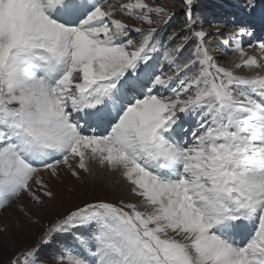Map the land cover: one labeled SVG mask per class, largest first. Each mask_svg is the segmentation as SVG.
Wrapping results in <instances>:
<instances>
[{
    "label": "snow or ice",
    "instance_id": "6c2138e0",
    "mask_svg": "<svg viewBox=\"0 0 264 264\" xmlns=\"http://www.w3.org/2000/svg\"><path fill=\"white\" fill-rule=\"evenodd\" d=\"M194 3L165 43L174 14L156 0H0V212L42 223L65 172L103 170L138 198L43 224L41 242L65 237L56 264H264V42L247 56L236 27L224 54L240 62L221 67Z\"/></svg>",
    "mask_w": 264,
    "mask_h": 264
},
{
    "label": "rangeland",
    "instance_id": "374dc122",
    "mask_svg": "<svg viewBox=\"0 0 264 264\" xmlns=\"http://www.w3.org/2000/svg\"><path fill=\"white\" fill-rule=\"evenodd\" d=\"M148 2H151V0H148ZM156 3L167 9L169 13L174 14L167 24L158 26L160 29L159 36L167 43L170 34L183 33L186 31V18L184 15L186 9L182 4V0H156ZM221 3H225L227 9L232 6L230 8L232 9L233 15L241 14L243 10L244 14H249L252 11V17L256 15L258 19H264V0H252L254 7L251 9L244 7V5L247 4V0H195L193 13L197 18L198 30L200 25L203 26L204 31L208 30L205 45L207 47H212L214 51L216 50L215 53L210 51L214 56L218 55L221 51L219 47L224 46L222 41L220 42V40L223 39L222 37L231 33L236 27L243 25L238 23V25L235 26L232 22L233 18H231L230 15L225 16L224 14H220L219 11L222 12L225 10V7L221 5ZM153 18L155 19V17ZM124 20L130 24L136 23L134 20H130L126 17H124ZM217 26L219 27L217 28ZM147 27V25H144V28ZM249 29L251 28H248V30ZM262 35L264 36V30L262 31ZM177 43H179V41H177ZM253 44L254 42H252V45ZM243 47L244 51H246V45H243ZM251 55L259 60L261 54L255 52L251 53ZM227 56L228 55L215 57L220 64L226 67L229 59ZM166 67L165 65V69ZM239 72L240 73L237 75L244 77H252L258 74L256 69L239 70ZM263 72L264 68L259 70V73ZM49 184L51 190L56 194V199L54 201H45V206L39 210L38 218L42 223H29L24 215L17 210L16 206L0 212V231L5 228L7 229L6 233L0 236V264H8V261L22 249L33 246L38 249L37 255L40 264H56L54 256L61 251L60 242L64 240L65 237H53L47 244L41 242L40 237L43 231V224L55 220L85 200H104L119 204L123 199L125 202H129L122 193L114 188L112 189L111 186H106L104 183L100 182H90L84 175L81 176V180L77 181L75 178L71 177L70 174L65 172L61 175L60 180H49ZM21 202L25 205L28 204L27 198H24ZM33 218L35 219L36 217L34 216Z\"/></svg>",
    "mask_w": 264,
    "mask_h": 264
},
{
    "label": "bare ground",
    "instance_id": "6f19581e",
    "mask_svg": "<svg viewBox=\"0 0 264 264\" xmlns=\"http://www.w3.org/2000/svg\"><path fill=\"white\" fill-rule=\"evenodd\" d=\"M120 2H122V3L127 2V0H120ZM226 11L227 12H225V11L223 12L224 15H230V17L233 18L232 22H233V24H235V26L238 25V23H239V24L247 25L246 26L247 28H251V29H249V31L252 30L251 36L245 35L242 38L243 45H246V47H247V49H245L246 55L252 56L251 53L258 52L254 48H248V45L252 44V42H254L253 45H256L257 43H260V42H264V40H263L264 36L262 35V31L264 30V19H261V18L258 19V16H256V15H254V17H252V15H253L252 11L249 14H247V13L244 14L243 13L244 10H243L241 12V14L240 13L237 14L236 18L233 15L232 9L229 10L230 12L228 10H226ZM117 18L124 19V17L119 13H117ZM218 27L219 26H217V28ZM205 32L208 33V30H205ZM229 35H230V33H228L226 36L222 37L223 39L220 40V42L222 41L224 46L219 47L221 49V51L219 52L218 55H215L216 57H223L225 55L224 54L225 47L231 48L230 44H228V45L225 44V41L229 37ZM215 52H216V50L212 51V53H215ZM227 55H228L227 57H229V59H228V63H227L226 67H232V65L234 63L240 62L239 55H237L235 53H231V52H229V54H227ZM222 65L223 64H220L221 67H222ZM223 67H224V65H223ZM239 73H240L239 70H237V74H239ZM259 74H264V72L259 73ZM96 172H97V175L95 178H89L86 176L90 180V182H100V183H104L106 186H111L112 189L114 188L118 192L122 193L129 200V202H135L138 199L130 193L128 186H126L125 183L123 181H121L118 176L106 173L100 169H96ZM82 176H83V174H82Z\"/></svg>",
    "mask_w": 264,
    "mask_h": 264
}]
</instances>
